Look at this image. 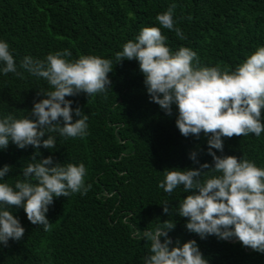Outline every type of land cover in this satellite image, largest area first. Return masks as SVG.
Here are the masks:
<instances>
[{
  "label": "trees",
  "instance_id": "obj_1",
  "mask_svg": "<svg viewBox=\"0 0 264 264\" xmlns=\"http://www.w3.org/2000/svg\"><path fill=\"white\" fill-rule=\"evenodd\" d=\"M173 4L176 26L186 39L161 27L166 46L172 51L182 46L192 49L200 66L235 70L264 46V0H0V41L8 43L23 73L20 78L0 71V119L9 114L30 116L33 101L44 98L37 92L51 90L42 78L19 69L25 56L43 60L67 49L69 61L95 55L112 60L114 68L105 94L66 97L73 101V109L80 107L88 116L87 134L69 138L50 133L56 147H41L37 157L51 156L61 164L83 163L85 186L91 188L87 194L54 198L46 214L48 230L33 225L23 208H9L25 233L19 241L0 244V264H144L150 242L135 233L140 231L142 237L144 230H155L165 220L175 223L168 233L173 241L170 247L177 239L181 244L196 240L208 264H264V253L242 246L235 238L201 239L187 231L186 218L177 215L187 193L182 186L171 194L159 187L166 168H199L189 159L193 150L200 164L212 163L207 137L181 135L175 124L176 106L169 116L150 102L138 62L117 63L115 54L143 27H160L155 17ZM73 119H78L74 113ZM35 151L11 142L0 149V168H13L0 183L14 187L23 180L21 170L34 162L29 159ZM213 151L264 168V132L259 137L250 133L225 138L223 153ZM165 203L169 216L163 213Z\"/></svg>",
  "mask_w": 264,
  "mask_h": 264
},
{
  "label": "clouds",
  "instance_id": "obj_2",
  "mask_svg": "<svg viewBox=\"0 0 264 264\" xmlns=\"http://www.w3.org/2000/svg\"><path fill=\"white\" fill-rule=\"evenodd\" d=\"M175 6L155 17L160 27H143L134 40L123 44L115 54L117 63L138 62L150 102L169 116L173 105L176 106L175 124L181 135L199 139L203 133L207 137L212 163L200 164L197 151L193 150L189 159L199 168H166L159 187L168 194L183 187L187 195L179 202L177 215L186 218L185 227L190 233L201 239L235 238L242 246L264 253V168L246 158L217 155L213 151L223 153L225 138L250 133L259 137L264 132V46L258 47L235 70L200 66L192 49L182 46L172 51L166 46L161 27L174 31L181 40L186 39L174 20ZM70 55L65 49L48 54L43 60L25 56L19 64V69L45 80L51 90L37 92L44 98L33 101L30 116L15 118L9 114L0 119V149H7L10 142L19 149H36L29 159L34 162L21 170L23 180H17L14 187L0 183V244L4 246L9 240H21L25 233L9 208H23L33 225H43L48 230L46 214L54 198L87 194L91 188L85 186L87 170L83 163L61 164L51 156L37 159L41 147H56V139L50 133L69 138L87 134L88 116L80 107L73 109V101L66 97L84 93L90 98L111 88L112 60L81 55L69 61L65 57ZM0 64L5 75L13 73L23 78L4 41H0ZM73 113L78 119H73ZM12 170L11 165L0 168V180ZM210 171L214 174L208 175ZM162 207L169 216V205ZM161 225L155 230H144L142 237L140 231L135 233L137 238L150 242V254L144 258V264H208L196 240L181 244L177 239L170 247L173 241L168 233L175 223L165 220Z\"/></svg>",
  "mask_w": 264,
  "mask_h": 264
}]
</instances>
